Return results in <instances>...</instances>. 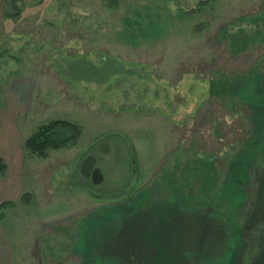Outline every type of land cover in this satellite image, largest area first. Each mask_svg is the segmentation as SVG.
Segmentation results:
<instances>
[{
    "label": "rangeland",
    "instance_id": "1",
    "mask_svg": "<svg viewBox=\"0 0 264 264\" xmlns=\"http://www.w3.org/2000/svg\"><path fill=\"white\" fill-rule=\"evenodd\" d=\"M0 100L11 142L81 128L25 152L0 264H264V0H7Z\"/></svg>",
    "mask_w": 264,
    "mask_h": 264
},
{
    "label": "trees",
    "instance_id": "2",
    "mask_svg": "<svg viewBox=\"0 0 264 264\" xmlns=\"http://www.w3.org/2000/svg\"><path fill=\"white\" fill-rule=\"evenodd\" d=\"M0 117H1V100H0ZM81 135V128L72 122L66 120H54L46 124L40 125L32 134L25 140L24 149L25 152L30 156H35L38 158H45L50 150H60L65 148H70L74 146ZM260 154L255 161L256 164L252 166L254 168V174L259 175L260 170H264V155ZM263 160V161H262ZM93 159L90 157L86 158L83 162L82 168L84 169V164L86 163L87 168ZM86 170V168H85ZM8 173V168L5 162L0 159V176H6ZM89 173H87L88 175ZM33 199L31 194L25 193L21 196L20 202L22 204H28L30 200ZM18 202H1L0 203V219L5 217V211L8 208H14ZM251 249L252 247L249 246ZM247 255V254H246Z\"/></svg>",
    "mask_w": 264,
    "mask_h": 264
},
{
    "label": "crops",
    "instance_id": "3",
    "mask_svg": "<svg viewBox=\"0 0 264 264\" xmlns=\"http://www.w3.org/2000/svg\"><path fill=\"white\" fill-rule=\"evenodd\" d=\"M6 2L7 0H0V9H2V5ZM11 127V125H4L1 109L0 159H2L7 165L8 173L6 176H0V203L5 201L18 202L24 190V186H21L22 175L20 176V174L22 172L26 155L25 149L22 147V142L24 143L25 141H22L13 135V142H11V137L9 135V129ZM15 131L18 130L15 129ZM14 144L16 146H14Z\"/></svg>",
    "mask_w": 264,
    "mask_h": 264
},
{
    "label": "water",
    "instance_id": "4",
    "mask_svg": "<svg viewBox=\"0 0 264 264\" xmlns=\"http://www.w3.org/2000/svg\"><path fill=\"white\" fill-rule=\"evenodd\" d=\"M103 175L102 173L100 172V170L98 168L94 169L93 172H92V183L93 185H99L103 182Z\"/></svg>",
    "mask_w": 264,
    "mask_h": 264
}]
</instances>
